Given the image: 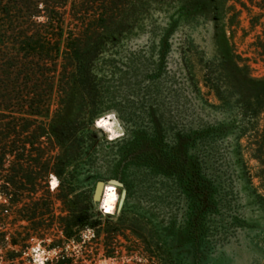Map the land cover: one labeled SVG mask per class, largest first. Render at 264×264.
<instances>
[{"label": "rangeland", "instance_id": "obj_1", "mask_svg": "<svg viewBox=\"0 0 264 264\" xmlns=\"http://www.w3.org/2000/svg\"><path fill=\"white\" fill-rule=\"evenodd\" d=\"M240 1L156 0L141 11L129 0L120 12L133 24L101 45L94 61L101 112L93 123L115 111L125 133L162 124L175 155L184 152V141L175 145L179 132L188 161L214 184L200 264H264V0L247 8ZM63 112L54 128L69 123L81 134L73 109ZM99 138L68 150L65 186L50 173L36 187L33 201L47 202L50 212L5 216L0 264H197L180 193L139 162L120 163L115 176L120 150L131 161L137 154L120 138ZM47 143L43 159L56 152ZM98 180L121 184H110L117 195L111 213L91 201ZM80 215L91 218L84 228L72 221Z\"/></svg>", "mask_w": 264, "mask_h": 264}, {"label": "trees", "instance_id": "obj_2", "mask_svg": "<svg viewBox=\"0 0 264 264\" xmlns=\"http://www.w3.org/2000/svg\"><path fill=\"white\" fill-rule=\"evenodd\" d=\"M127 1L0 0V195L6 200L0 204V224L9 214L31 217L50 212L47 202L33 201L36 187L46 185L50 173L59 179L57 187L65 186L72 163L68 150L78 152L84 140L93 147L101 139L90 128L101 112L95 107L98 73L94 61L102 54L101 45L133 24L121 16L124 10L121 13L120 9L129 4ZM240 2L244 8L246 2L253 4V0ZM156 4V0L130 3L141 11ZM51 105L56 106L54 111ZM69 108L73 109L70 121L82 126L81 134L69 123L54 128L64 116L63 110ZM130 132L118 141L124 148L132 147L137 155L131 161L120 150L113 174L119 173L120 163L139 162L169 182L168 190L180 193L185 202L186 235L193 242V260L200 264L205 257L206 218L215 206L214 184L188 161L187 137L179 132L175 145L184 141L182 155L171 152L162 124L153 121ZM46 143L56 151L50 157L52 162L43 159ZM119 180L127 184L122 174ZM24 200L29 204L22 203ZM126 207L125 203L121 211ZM90 219L80 215L72 221L84 228Z\"/></svg>", "mask_w": 264, "mask_h": 264}, {"label": "clouds", "instance_id": "obj_3", "mask_svg": "<svg viewBox=\"0 0 264 264\" xmlns=\"http://www.w3.org/2000/svg\"><path fill=\"white\" fill-rule=\"evenodd\" d=\"M94 129L103 131V134H107V140L113 141L121 138L125 135V128L122 121L119 119L117 112L112 111L106 113L103 117L96 119L93 123ZM52 183L55 185L57 181L53 178ZM117 195L113 188L109 187L104 194L103 203L101 208L104 213H111L116 205ZM39 259V257H38Z\"/></svg>", "mask_w": 264, "mask_h": 264}, {"label": "water", "instance_id": "obj_4", "mask_svg": "<svg viewBox=\"0 0 264 264\" xmlns=\"http://www.w3.org/2000/svg\"><path fill=\"white\" fill-rule=\"evenodd\" d=\"M91 130L96 131L98 136H102L103 135V131L99 130V129H94L93 125L91 126ZM110 184H113L114 186H120L121 184L115 180H111L109 181ZM104 182L101 180L96 181L93 192H92V201L94 203H98L101 199L102 196V192L104 189ZM121 195H124V191L121 192Z\"/></svg>", "mask_w": 264, "mask_h": 264}, {"label": "bare ground", "instance_id": "obj_5", "mask_svg": "<svg viewBox=\"0 0 264 264\" xmlns=\"http://www.w3.org/2000/svg\"><path fill=\"white\" fill-rule=\"evenodd\" d=\"M100 118H101V117H100ZM98 119H99V118H98ZM53 178H55V177L52 176L51 179H50V186H51V188H52V187H56V185H57V183H56L55 185L52 183ZM55 180L57 181L56 178H55ZM109 187H111V188L114 189V187H113L112 185H110V184H104V189H103V192H102V196H101L100 201L98 202V205H99L100 207H101V205H102V203H103L104 194H105V192L107 191V189H108ZM114 190H115V189H114ZM101 209H102V208H101Z\"/></svg>", "mask_w": 264, "mask_h": 264}, {"label": "built area", "instance_id": "obj_6", "mask_svg": "<svg viewBox=\"0 0 264 264\" xmlns=\"http://www.w3.org/2000/svg\"><path fill=\"white\" fill-rule=\"evenodd\" d=\"M103 214H108V213H104V212H103Z\"/></svg>", "mask_w": 264, "mask_h": 264}]
</instances>
